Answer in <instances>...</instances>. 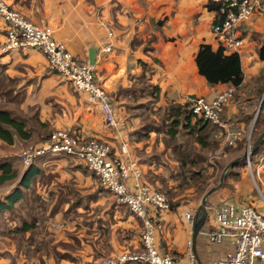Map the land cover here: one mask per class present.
I'll return each mask as SVG.
<instances>
[{
    "label": "crops",
    "instance_id": "obj_1",
    "mask_svg": "<svg viewBox=\"0 0 264 264\" xmlns=\"http://www.w3.org/2000/svg\"><path fill=\"white\" fill-rule=\"evenodd\" d=\"M4 1L34 25L49 28L53 38L62 42L78 62H88L89 50H96L95 82L108 93L118 125L106 126L99 108L90 104L86 95L77 93L67 79L49 70L38 50L20 49L0 56V80L4 73L9 74L10 85L3 97L11 105L1 108L19 117L25 108L28 116L20 118L32 121L28 123L31 138L21 141L15 137L11 145L0 143L7 146V151L16 145L18 150L21 143H38L42 134L65 131L83 143L92 139L105 141L116 156L121 155V145L126 144L127 155L121 157L137 164L144 184L162 188L167 183L168 188H175L174 201L179 202L175 208L167 212L149 210L147 214L156 227L160 251L174 255L177 264H215L223 260L232 249L230 240L220 246L208 244L203 233L214 230L213 211L220 204L219 195L227 189L214 191L208 201L211 207H204L206 216L196 237L195 253L191 243V263L187 247L194 227L186 226L183 213L193 211L196 204L176 194L178 181L174 176L179 173V165L173 150L180 139L163 128L173 119L168 112L171 105H183L185 98L212 100L227 88L209 85L195 65L200 45L213 49L218 46L216 14L206 7L210 0ZM255 1L257 6L249 20L237 27L243 41L239 50L243 84L223 112L231 128L244 133L248 130L247 134L252 122L246 129L245 120L257 110L261 94L257 79L264 75V62L258 59V50L264 43V0ZM4 36L5 25L0 21V43ZM106 47L108 52L103 51ZM13 158L0 157V162L9 160L13 168L19 169L15 180L0 187L2 200L17 187L26 170L12 163ZM31 174L19 187L18 202L12 209L2 210L8 219L0 238L6 242L11 259L16 254L10 264H104L141 247V219L118 204L111 194L101 191L96 177L75 158L41 157L32 164ZM205 178L212 187L209 176ZM233 187L235 194H243L238 185ZM248 200L246 196L242 199ZM93 213L95 217L91 218ZM69 219L76 221L75 226L63 225ZM74 232L76 240L72 245L67 240ZM97 241L109 242V248L99 246ZM21 245L23 249L19 251Z\"/></svg>",
    "mask_w": 264,
    "mask_h": 264
},
{
    "label": "built area",
    "instance_id": "obj_2",
    "mask_svg": "<svg viewBox=\"0 0 264 264\" xmlns=\"http://www.w3.org/2000/svg\"><path fill=\"white\" fill-rule=\"evenodd\" d=\"M210 1L221 4L220 13L224 15L220 28L215 32L216 42L224 46L226 51L239 54L243 41L238 35L237 27L249 20L257 2ZM0 21L5 25L4 41L0 43V56L20 49L38 50L45 57L49 70L67 79L77 93L86 95L87 101L99 108L106 126L115 128L118 125L108 93L95 82L93 66L88 62L75 60L65 45L53 38L49 28L34 25L22 14L12 10L4 0H0ZM103 51L108 52L109 48L106 47ZM234 90L233 87H228L212 100L203 97L184 100L191 115L202 118L222 132L213 136L218 145L208 157V162L213 168L217 161L227 158L226 150L234 149L244 136L241 130L231 128L223 120L224 108L232 100ZM112 152L110 145L105 141L92 139L83 143L65 131H54L45 144L38 147L30 145L22 149L18 157L23 169L47 155L75 158L96 177L99 187L108 191L118 204L124 205L132 215L141 219V247L135 251L121 253L104 264H177L174 255L160 251L155 236L156 227L147 217L149 210L169 211V200L162 192L142 182V174L134 161L122 159V155H127L126 144L121 145L120 156ZM247 165L250 177L255 183L250 163ZM258 195L264 204V196L261 193ZM195 211L196 209L183 213V220L190 228L196 223ZM213 212L215 228L203 233V238L208 244L220 246L225 240H230L232 245L225 258L215 264H264V211L254 203L223 202ZM187 251L189 260L193 263L191 242H188Z\"/></svg>",
    "mask_w": 264,
    "mask_h": 264
},
{
    "label": "trees",
    "instance_id": "obj_3",
    "mask_svg": "<svg viewBox=\"0 0 264 264\" xmlns=\"http://www.w3.org/2000/svg\"><path fill=\"white\" fill-rule=\"evenodd\" d=\"M220 6L221 4L211 1H209L206 5L209 11H213L216 14V20L214 22V32H216L220 28L224 19V15L220 13ZM258 59L261 62H264V43L258 50ZM195 65L197 73L201 77H203L209 85H224L227 88L233 87L235 89L233 98L235 95V91L239 90L243 84V72L239 54L226 51V49L222 45H218L216 49H213L210 45L207 44L200 45L195 55ZM257 83L261 84L259 90L261 92L263 88L262 85L264 84V75L260 76L257 79ZM168 112L169 116L173 117L171 121L170 132L172 135L178 134L180 139L179 144H177V146H175L173 150L175 159L177 160L179 165V173L174 176V179L178 181L177 188L181 189L182 192H185L186 190H193L192 188H196V185L199 184L197 181L198 178L201 183L206 181V178L201 174V172H204L205 169L206 151H209V149H211L212 143L214 141L213 136L216 133L222 132L218 127L204 121L202 118L191 115L187 111L186 104L171 105L168 109ZM254 114L255 110H253L246 117V129L250 126L254 118ZM223 120L225 119L223 118ZM30 122L32 121L20 118L10 110L0 108V141L5 143L6 145H11L14 142L15 137L21 141H28L31 138L32 131L28 128V123ZM33 125H36V123H33L31 125L32 128H34ZM257 131L259 132L258 135L255 134V132ZM263 131L264 99L253 128L252 139H257ZM245 132L247 134L248 130H245ZM243 134L245 133L243 132ZM245 136H243L241 140H239L236 144V147L238 146L239 151H241L245 147ZM41 138V141L38 142L39 144L36 143L33 144V146L38 147L39 145L45 144L48 141L49 136H45L44 134H42ZM263 150L264 138L252 151L250 157L257 156L259 153H262ZM112 154H114V152H112ZM200 165L203 167V169L202 167L197 168V166ZM31 168L32 165L24 170V172L21 174V180H19L17 187H15L14 190L10 191L4 200L0 199L1 210L12 209L13 205L18 202L21 194V190L19 189V187L24 186L28 178L32 175ZM228 172L229 169L224 175L223 184L220 189L226 187L225 182ZM18 175L19 169L13 168L9 160L7 162L3 161L2 164H0V187L9 185L13 180L17 178ZM186 183H193V185L188 186ZM99 189L101 191L109 193L101 187H99ZM154 189L162 192L165 196H167L170 203V210L175 208L179 204L178 201H174L175 188H168L163 184L162 188ZM205 207L207 208V205ZM196 210L195 221L197 222L202 217V215L206 216V214L202 211V208H198Z\"/></svg>",
    "mask_w": 264,
    "mask_h": 264
},
{
    "label": "rangeland",
    "instance_id": "obj_4",
    "mask_svg": "<svg viewBox=\"0 0 264 264\" xmlns=\"http://www.w3.org/2000/svg\"><path fill=\"white\" fill-rule=\"evenodd\" d=\"M3 73H4V71H3ZM4 75L5 76H3V79L0 80V84H1V87H0V100H1V102H0V108L1 107L10 108L11 107L10 103L7 102L6 98L3 97L6 94L5 91H7L9 89V87H10L9 82H8L9 78L7 77V75H9V74H5L4 73ZM263 94H264V84H263V89H262L261 94H260V99L262 98ZM260 99H259V101H260ZM263 99H264V96H263ZM28 113L29 112L24 108V110H22L20 112V114H21L20 117H27L28 116ZM254 116H255V114H254ZM163 128H166L168 130H171V123H169V124H165L164 123L163 124ZM258 131L255 132V134L258 135L259 134ZM245 134H246V132H245ZM245 134H244V136H245ZM248 136H249L248 134H246V136H245L246 137V142H245V145H244L245 146L244 149H242L241 151H239L238 150V146H237L235 149L226 150V152L228 154L227 158L226 159H223V160H220V161H217V163H215L216 165H215L214 168L211 167L210 164H209V162H208L209 155L218 146L217 143L215 141H213L212 146H211V149H209V151H206V155H205V159H206V161H205V169H204V172L203 171L201 172V174L203 175V177L209 176V179L213 182L212 187L218 185L220 176H221L224 168L231 161H233L234 159L243 157L244 154L247 151L248 145L250 147H252V145H253V143H254V141L256 139H252V135L250 136V138H248ZM248 139H249V142H247ZM21 145H23V146H21V147L19 146L20 149H18V150H17L18 146L16 145L15 148H11L10 150L7 151L6 150L7 146L6 145L3 146L0 143V157H2V156L3 157H5V156L14 157L13 160H11L12 163L14 161L16 163V166L17 167L23 168L22 165H21V163H20V159L18 157L17 152L18 151H21L22 149H25L26 147H28V146H30L32 144H22L21 143ZM9 152H13V154H9ZM250 155H249L248 158H246L244 160H240L239 162L235 163L232 168H229V172H228L227 177H226V187H225L227 190L225 191V193L222 192L219 195V199L218 200H219V203L220 204L223 203V202H229V203H233V202L242 203V202H244V204L254 203L262 211H264V204L262 203V201L260 200L259 195H258V193H261L264 196V187H263V185H264V166H263L264 165V150H263L262 153H259L255 157H250ZM262 159H263V161H262ZM248 162L250 163L251 172L254 174L255 183L252 181V179L250 177L249 167L247 165ZM0 164H2V162H0ZM200 167H202V166L201 165L200 166H197V168H200ZM258 168H260V170H259V172H260L259 173V176H257V174H256ZM202 169H203V167H202ZM197 181L199 183V184L196 185V188L197 189L194 188V187L193 188L191 187L193 190H191L190 192H182V191H180L179 188H177V191H176V194L179 192L180 194L185 195L183 197V200H186V202H193V203H195L196 204V208L195 209L201 208V206H202L201 200H202L203 196L206 193H208V191L212 188L211 186H208V184H207L208 181L207 180L205 182H202L201 183L200 180H199V178H198ZM262 182H263V185H262ZM161 183H163V182L161 181ZM209 183H210V181H209ZM166 184H164V185H166ZM186 184L188 186L189 185H193V183H186ZM233 184L238 185V188L240 189L241 193H243L244 195L243 194H235V192H234V189L235 188L233 187ZM255 184H256L257 187L255 186ZM166 186H168V184ZM215 193H212V194H210L208 196V199L205 202V206L207 205V207H211V204L208 201H209V199L211 197H213L215 195ZM245 196H246V198L247 197L249 198L248 202L242 201V199ZM91 211H93V210H91ZM91 211L89 212V215H91ZM196 211H195V213H196ZM2 213L3 212L0 209V233H2L4 231V222H6L7 219H8L7 218L8 215L5 214V218H4V216L2 215ZM95 213H93L92 217L91 216L90 217L91 218H94L95 217ZM9 216H10V214H9ZM64 224H66L67 226L72 227V226H75L76 221L75 220L74 221H71V219H69V221L66 220V223L64 222L63 225ZM94 228H95V225H94ZM66 231H68V230H64V233ZM74 234H75V232L72 233V234H70L71 237L67 240V242L70 243V244L72 243V245H73V242L76 240V238H74V236H75ZM89 236H93V235L92 234L91 235L89 234ZM97 244L99 246H103L104 248H107L109 242L106 243V241H105L104 244H100L97 241ZM75 247L78 248V246L76 245V242H75ZM22 249H23V246L21 245L19 247V251H21ZM7 250H8V248H7L6 242L3 239L0 238V262H1V260H5V261L8 260L9 261V264H10V262H12L13 260L16 259V254H14L13 257H12V259H11V253H9Z\"/></svg>",
    "mask_w": 264,
    "mask_h": 264
},
{
    "label": "water",
    "instance_id": "obj_5",
    "mask_svg": "<svg viewBox=\"0 0 264 264\" xmlns=\"http://www.w3.org/2000/svg\"><path fill=\"white\" fill-rule=\"evenodd\" d=\"M95 58H96V50L95 49H91L89 50V53H88V63L89 65L93 66L94 62H95ZM264 96V94H263ZM263 96L262 98L260 99L259 103H258V106H257V110L255 112V116L253 118V121H252V124H251V127H250V131L248 133V138H250V136L252 135V131H253V128H254V125H255V122L257 120V117H258V114H259V111L261 109V105H262V102H263ZM264 138V131L258 136V138L254 141L252 147H250L248 145L247 147V151L246 153L244 154L243 157H240L238 159H235L233 161H231L223 170L221 176H220V179H219V183L218 185H216L215 187L211 188L208 193H206L203 198H202V211L204 212L205 209H204V206H205V202H206V198L212 194L214 191L218 190L222 184H223V179H224V175L226 174V172L228 171L229 168L233 167V165L237 162H239L240 160H244L246 158L249 157V155L251 154V152L256 148V146L258 145V143ZM249 142V139L248 141ZM204 220H205V215H202V217L197 221V223L194 225V228H193V232H192V251L195 253V242H196V237L204 223ZM199 264V263H198Z\"/></svg>",
    "mask_w": 264,
    "mask_h": 264
}]
</instances>
